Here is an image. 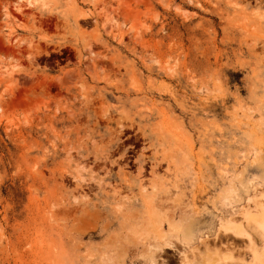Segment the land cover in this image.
I'll return each instance as SVG.
<instances>
[{
	"label": "rangeland",
	"instance_id": "1",
	"mask_svg": "<svg viewBox=\"0 0 264 264\" xmlns=\"http://www.w3.org/2000/svg\"><path fill=\"white\" fill-rule=\"evenodd\" d=\"M263 226L264 0H0V264H248Z\"/></svg>",
	"mask_w": 264,
	"mask_h": 264
},
{
	"label": "bare ground",
	"instance_id": "2",
	"mask_svg": "<svg viewBox=\"0 0 264 264\" xmlns=\"http://www.w3.org/2000/svg\"><path fill=\"white\" fill-rule=\"evenodd\" d=\"M29 3V2H28ZM263 233H264V226H263ZM253 260L248 264H264V248L260 253H255L254 249L252 251ZM226 259H220L218 255H214L210 257L208 254H201V264H226ZM223 261V262H222Z\"/></svg>",
	"mask_w": 264,
	"mask_h": 264
}]
</instances>
